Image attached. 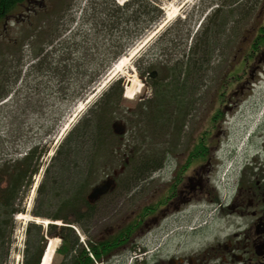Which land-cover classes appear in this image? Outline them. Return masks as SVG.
<instances>
[{"label":"rangeland","instance_id":"obj_1","mask_svg":"<svg viewBox=\"0 0 264 264\" xmlns=\"http://www.w3.org/2000/svg\"><path fill=\"white\" fill-rule=\"evenodd\" d=\"M211 1L138 0L137 4L144 2L141 6L145 7L140 12H145L147 20L140 16L130 17L129 21L127 15L118 17L122 14L112 11L114 6L120 5L116 0H77L76 7L71 11H67L70 8L68 6L63 11L64 0H50L51 8L40 13L36 28L23 45L18 64L11 61L0 66V90L3 89L4 93L0 96V164L23 157L36 145L47 148L40 160L39 171L32 177V185L22 202L24 211L15 216L17 225L13 236L11 264H23L27 248L31 256L35 257L43 245L47 246L51 237L47 233L50 224L58 228L64 225L63 220L54 221L46 216L38 217L43 220L42 223L33 220L36 216L32 210L36 207L48 214L55 211L54 207L42 205V201L48 197L45 191L51 177L41 196L38 188L46 176L48 164L67 133L96 106L115 80L123 78L125 82L122 85L125 90L123 100L116 106L117 116L113 119V122L117 119L126 122V132L117 134L123 136L121 145L124 151L119 152L102 169V178L99 180L106 179L118 170L124 159H129L130 151L133 153L127 170L130 174L147 157L157 158L160 163L168 158L175 160L176 157H182L185 145H189L202 126L206 125V119L212 111L219 109L227 112L226 117L230 123L225 122L223 125L228 127L229 136L237 141L239 149L244 147L243 141L248 131L254 130L258 122L264 119V63L252 72V88L244 94L231 96L232 100L226 104L230 109L223 106L225 101L222 95L226 93L228 96L223 91L228 75L234 74L237 81H240L254 67L250 61V64L247 62L241 68L245 62L236 61L249 47V43H244L246 32L216 51L212 61L204 69L197 70L196 76L193 73L181 104L180 116L173 104L168 105L169 109L160 123L152 128L148 125L144 132V122L140 117H134L136 126L132 127L126 116L127 111L138 110V103L154 97L151 79L155 77L142 73L150 67V70L157 71V77L164 72L163 66H172L183 57L192 38H196V34L202 30L199 26L210 9ZM251 5H258V8L255 7V15H244L249 18L244 23L245 29L264 21V17H261L264 15V7L260 0H251L243 11H247ZM152 17H156V21L148 27L147 22ZM250 17L256 18L255 23L252 24ZM229 32L227 30L224 36ZM125 55L128 59H121ZM115 64L120 66L112 71ZM128 79H132L133 90L136 86L140 88L139 92L132 95L133 98L127 97L130 90L127 87ZM237 86L234 84L232 88ZM118 91L116 89L115 92ZM229 94L232 95L231 91ZM245 126L248 130L243 135ZM145 168L143 164L142 169ZM156 182L160 180L154 178L150 184L134 180L129 183L128 189L135 185L134 189L143 192L158 186ZM53 193L56 197L66 192L56 190ZM19 215L21 218H18ZM45 222H48V227ZM31 224L40 226L41 233L35 227L31 233L28 232ZM59 231L56 229L51 238L58 241L56 250L62 243ZM80 233L86 240L81 230ZM42 235L44 241L41 240ZM55 253L50 264L62 263L64 255Z\"/></svg>","mask_w":264,"mask_h":264},{"label":"flooded vegetation","instance_id":"obj_2","mask_svg":"<svg viewBox=\"0 0 264 264\" xmlns=\"http://www.w3.org/2000/svg\"><path fill=\"white\" fill-rule=\"evenodd\" d=\"M49 2L0 0V66L18 64L40 13L51 8ZM76 4L77 0H64L63 11ZM245 34L249 47L241 60L249 59L254 67L240 81L226 79L223 106L231 96L252 88V72L264 63L259 32ZM234 84L238 86L233 89ZM226 114L223 109L212 111L182 157L156 160L157 166L143 180L150 184L158 178L155 188L121 190V178L127 176L119 174L118 189L93 202L88 199L90 190L86 192L85 216L77 224L86 240L61 252L62 263L264 264V119L248 131L239 149L223 125L230 123ZM247 130L245 126L243 135ZM127 181L129 187L130 177Z\"/></svg>","mask_w":264,"mask_h":264},{"label":"trees","instance_id":"obj_3","mask_svg":"<svg viewBox=\"0 0 264 264\" xmlns=\"http://www.w3.org/2000/svg\"><path fill=\"white\" fill-rule=\"evenodd\" d=\"M137 1L129 0L124 5H116L112 8V11L116 14L121 13L123 16H118L120 18L127 15V21L130 20V17L136 18L137 16L147 20L145 12H140L145 7V5L141 6L144 2L137 4ZM250 1H211L210 9L205 13L199 26V29H202L201 32L198 35L196 34V38L195 36L192 38V43L189 45L188 50L185 51L183 57L175 61L172 66H163L164 72L151 79L154 97L138 103L136 112L127 111L126 116H128L129 126H136L134 117H140L143 120L144 129L142 132L145 131V128H148V125L151 128L158 125L161 118L166 115L169 109L168 105L172 104L177 108L180 116L181 104L184 102L183 98L186 96L193 73L195 72L196 76L197 70L204 69L212 61L214 53L226 45L227 42L230 43L231 40L234 42L235 38L241 37L245 32L251 31L253 34L258 31L259 34L256 36L259 39L258 43H264V21L258 25H252L253 27L250 26L246 29L244 27L246 19H249L244 15H255V7L258 6L251 5L247 11H243L246 9L245 5L249 4ZM136 4L137 7L135 6ZM260 4L264 7V0H260ZM204 12L205 10L203 9L202 13ZM109 15L111 16V13ZM155 18L152 17L148 20V27L156 21ZM255 19L253 17L250 19L252 24L255 23ZM227 30L230 32L224 36ZM229 35L231 36L229 37ZM227 37L230 39L227 40ZM248 60L242 61L241 58H236L238 63L241 61L247 63ZM244 65L247 64L243 63L241 68ZM151 72L152 70L148 67L142 74L149 75ZM228 76L231 78L234 77V74ZM124 83L123 78L112 82L98 101L99 103L97 102L96 106L91 108L67 133L48 164L45 172L46 176H44L38 188L41 196L43 190L46 189L48 179L51 177V181L47 186L48 189L45 191L48 193V197L42 201V205L54 207L55 211L52 214H48L39 211L36 207L32 210V213L35 216H46L53 220H63V226L58 228L57 225L50 224L47 231L52 236L56 229H60L59 235L62 243L57 249L58 254L67 251L69 246L74 250L76 246L82 245L72 225L77 226L79 218L85 216L83 206L84 204L88 205V203H85V194L100 182L101 179L99 180V178H102V169L106 168L118 156L119 152L124 151L121 145L123 136L117 135L112 129L113 119L117 116L116 106L123 100L125 90L122 85ZM116 89H119L117 93L115 92ZM46 151V147L36 145L29 149L23 157L13 161L6 160L0 164V264H11V252L14 246L13 236L17 225L15 216L24 211L22 202L32 185V177L39 171L40 160ZM140 152L141 150L134 156H137ZM130 154L127 157L129 159H124L121 164V166L125 167L121 174H127V178L121 180L124 184L119 189L128 188L126 186L128 177H130L131 181L137 180V182H141L157 166V158L147 157L143 163L146 168L142 169L143 164L136 165V168L132 171L133 173L130 174L127 170L133 157L132 151H130ZM133 187L135 185L130 189H134ZM115 189H118L117 186ZM56 190L65 191L66 193L57 194L55 197L53 192ZM33 227L37 228L39 233H41V227L35 224L29 226L28 232L31 233ZM41 240H45L43 235ZM44 249L45 245L41 247L35 257H32L29 248H27L23 264H40Z\"/></svg>","mask_w":264,"mask_h":264},{"label":"water","instance_id":"obj_4","mask_svg":"<svg viewBox=\"0 0 264 264\" xmlns=\"http://www.w3.org/2000/svg\"><path fill=\"white\" fill-rule=\"evenodd\" d=\"M157 75L156 71L151 73L152 77ZM112 128L116 134H123L126 132L127 125L126 122L122 119H117L112 123ZM122 170V169H121ZM119 174V171L115 170L112 175H109L106 179L97 183L93 186L90 194L88 195V199L93 202L99 199L102 195L106 194L110 190L115 188V176Z\"/></svg>","mask_w":264,"mask_h":264},{"label":"bare ground","instance_id":"obj_5","mask_svg":"<svg viewBox=\"0 0 264 264\" xmlns=\"http://www.w3.org/2000/svg\"><path fill=\"white\" fill-rule=\"evenodd\" d=\"M117 2H119L118 0H116ZM125 1H128V0H123V2H125ZM121 59H124V60H126V59H128V56H123ZM120 61V60H119ZM122 62V61H121ZM117 64V63H116ZM116 64H115V66L113 67V70L112 71H115L116 69H118V67L120 66V64H118L117 66H116ZM132 79H128V85H127V87L130 89L129 91H128V94H127V97H132V94H135V93H137V92H139L140 91V88L139 87H137L136 86V89L135 90H133V88H131L132 87ZM115 182H116V177H115ZM21 215V214H20ZM18 216V218H21V216ZM24 217V216H23ZM35 222H37V223H40L41 221H43V220H41L40 218H34L33 219ZM46 221H48V220H46ZM42 223V222H41ZM44 223V222H43ZM46 223V222H45ZM57 240H55V239H50V241H49V243L47 244V246H46V249H45V252H44V255H43V258H42V261H41V264H50L51 263V260H52V258H53V256H54V253H55V251H56V247H57Z\"/></svg>","mask_w":264,"mask_h":264},{"label":"built area","instance_id":"obj_6","mask_svg":"<svg viewBox=\"0 0 264 264\" xmlns=\"http://www.w3.org/2000/svg\"><path fill=\"white\" fill-rule=\"evenodd\" d=\"M119 2H122L123 0H118Z\"/></svg>","mask_w":264,"mask_h":264}]
</instances>
